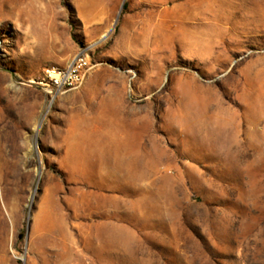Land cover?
I'll return each mask as SVG.
<instances>
[{
  "label": "rangeland",
  "instance_id": "374dc122",
  "mask_svg": "<svg viewBox=\"0 0 264 264\" xmlns=\"http://www.w3.org/2000/svg\"><path fill=\"white\" fill-rule=\"evenodd\" d=\"M0 264H264V0H0Z\"/></svg>",
  "mask_w": 264,
  "mask_h": 264
},
{
  "label": "built area",
  "instance_id": "2783aa9c",
  "mask_svg": "<svg viewBox=\"0 0 264 264\" xmlns=\"http://www.w3.org/2000/svg\"><path fill=\"white\" fill-rule=\"evenodd\" d=\"M90 70L89 56L85 53H79L65 66L45 67L33 82L52 90H73L82 85Z\"/></svg>",
  "mask_w": 264,
  "mask_h": 264
}]
</instances>
